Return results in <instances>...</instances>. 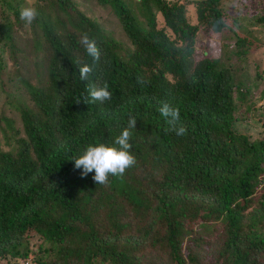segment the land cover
<instances>
[{
	"label": "trees",
	"instance_id": "obj_1",
	"mask_svg": "<svg viewBox=\"0 0 264 264\" xmlns=\"http://www.w3.org/2000/svg\"><path fill=\"white\" fill-rule=\"evenodd\" d=\"M33 2L26 25V0H0V259L34 237L50 244L35 264H264V1ZM218 20L226 57H197ZM104 82L110 101L77 103ZM130 116L135 166L82 177L72 157Z\"/></svg>",
	"mask_w": 264,
	"mask_h": 264
},
{
	"label": "clouds",
	"instance_id": "obj_2",
	"mask_svg": "<svg viewBox=\"0 0 264 264\" xmlns=\"http://www.w3.org/2000/svg\"><path fill=\"white\" fill-rule=\"evenodd\" d=\"M39 16V12L34 5L33 0H26V5L20 10V19L26 25H31ZM223 21H215L213 28H217ZM227 27V25H225ZM81 44L85 50L87 57L91 58L90 63H82L79 67V77L82 81H87L95 74L100 61V50L94 39H91L87 34L81 38ZM112 93L109 90V84L104 82L100 86H92L88 89L87 95H83L77 103L81 101L85 104L95 103L97 101L103 103L110 101ZM161 116L165 119L177 136L186 134V128L183 126L177 127V122L180 120V111L178 108L170 106L167 102H163L160 109ZM137 120L135 117H129L127 127L115 138L112 144L95 143L89 144L84 149L83 153L72 157L76 169L82 170V177H87L89 173L94 172V182L99 185H105L109 182V177L122 178L127 169L135 166L137 163L135 155L132 153V130L136 128Z\"/></svg>",
	"mask_w": 264,
	"mask_h": 264
},
{
	"label": "rangeland",
	"instance_id": "obj_3",
	"mask_svg": "<svg viewBox=\"0 0 264 264\" xmlns=\"http://www.w3.org/2000/svg\"><path fill=\"white\" fill-rule=\"evenodd\" d=\"M248 1L250 4H256L255 2L256 0H248ZM253 12L255 11L251 10V13ZM207 34L204 35L202 33L199 34L196 44V52H195L196 56L197 57L200 56L201 51H204L206 55L224 59L226 57V53L222 50L220 46L217 30L211 28ZM257 38L256 36L255 37L253 36L252 39L254 40V42L258 44L261 43L264 49V33H260ZM257 104L259 106L262 104L264 105V99H260L257 102ZM49 246L50 244L48 242H42L41 239L33 237L29 240V242L19 246V248L16 251H13L5 258L0 259V264H21L22 259L24 260V258L26 262L29 261L28 264L29 263L35 264L36 259L45 260L49 251ZM31 259L35 260V262L30 261ZM26 262L24 261V264H26Z\"/></svg>",
	"mask_w": 264,
	"mask_h": 264
}]
</instances>
